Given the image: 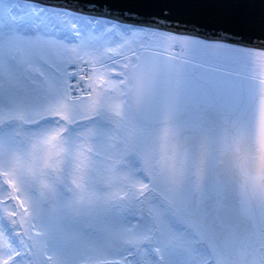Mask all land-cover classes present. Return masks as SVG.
<instances>
[{
    "label": "snow or ice",
    "instance_id": "snow-or-ice-1",
    "mask_svg": "<svg viewBox=\"0 0 264 264\" xmlns=\"http://www.w3.org/2000/svg\"><path fill=\"white\" fill-rule=\"evenodd\" d=\"M0 264H264V0H0Z\"/></svg>",
    "mask_w": 264,
    "mask_h": 264
},
{
    "label": "water",
    "instance_id": "water-1",
    "mask_svg": "<svg viewBox=\"0 0 264 264\" xmlns=\"http://www.w3.org/2000/svg\"><path fill=\"white\" fill-rule=\"evenodd\" d=\"M49 2H51V3H59V2H63V0H49Z\"/></svg>",
    "mask_w": 264,
    "mask_h": 264
}]
</instances>
